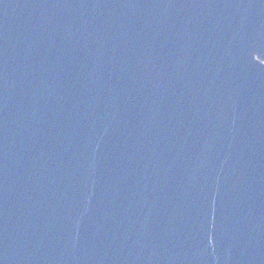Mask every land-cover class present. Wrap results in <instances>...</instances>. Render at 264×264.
<instances>
[{"label":"water","instance_id":"water-1","mask_svg":"<svg viewBox=\"0 0 264 264\" xmlns=\"http://www.w3.org/2000/svg\"><path fill=\"white\" fill-rule=\"evenodd\" d=\"M0 264H264V0H0Z\"/></svg>","mask_w":264,"mask_h":264}]
</instances>
